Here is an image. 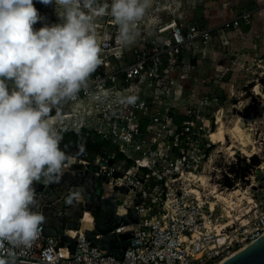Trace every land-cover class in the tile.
Instances as JSON below:
<instances>
[{
  "label": "built area",
  "instance_id": "built-area-1",
  "mask_svg": "<svg viewBox=\"0 0 264 264\" xmlns=\"http://www.w3.org/2000/svg\"><path fill=\"white\" fill-rule=\"evenodd\" d=\"M106 3L102 0L101 7ZM223 4L234 13L216 28L172 18L161 21L150 34L139 20L137 39L123 49L115 41L116 25L107 11L93 13L105 19L95 22L102 63L91 74L89 88L106 90L108 95L103 102H94L82 91L63 105L57 127L62 136L81 130L103 143L100 151L92 155L86 151L75 160L98 165L94 174L108 178L107 190L126 187L127 193L116 191L114 201L124 205L121 214L126 207L133 208L138 222L115 228L133 230L121 258L91 245L81 228L75 230L70 251L67 242L59 246L55 236L46 235L42 224L37 239L27 248H17L15 259L41 264H212L264 235V178L257 180L264 173L261 163L243 179L250 180L246 186L255 201L250 212L231 210L225 216L224 207L210 206L205 194L198 196L190 188L189 175L203 170L210 157V133L203 124L206 109L217 99L197 97L200 84L207 80L193 76V65L184 54L188 51L193 57L202 51L216 32L220 44L234 51L229 65H220L223 74L242 64L244 54L232 48V40L239 39L243 46L260 37L256 31L240 29L241 23H250L252 10L238 7L237 0ZM257 13L264 19L260 10ZM130 93L137 97L134 103L118 102L121 94ZM137 193L140 201L135 204ZM119 195L125 196L120 202Z\"/></svg>",
  "mask_w": 264,
  "mask_h": 264
},
{
  "label": "clouds",
  "instance_id": "clouds-1",
  "mask_svg": "<svg viewBox=\"0 0 264 264\" xmlns=\"http://www.w3.org/2000/svg\"><path fill=\"white\" fill-rule=\"evenodd\" d=\"M54 4L59 21L34 27L42 17L33 0H0V264H15L17 248L29 247L40 235L45 217L34 182H58L73 160L57 127L63 105L82 91L94 102L108 95L89 88L102 63L93 13L107 11L123 49L137 39V22L152 0ZM136 99L134 93L121 94L118 102ZM80 195L72 190L66 200L71 204Z\"/></svg>",
  "mask_w": 264,
  "mask_h": 264
},
{
  "label": "rangeland",
  "instance_id": "rangeland-1",
  "mask_svg": "<svg viewBox=\"0 0 264 264\" xmlns=\"http://www.w3.org/2000/svg\"><path fill=\"white\" fill-rule=\"evenodd\" d=\"M250 2L251 0H242L243 5ZM33 3L42 17L34 27H39L42 23L59 21L54 0L48 4L41 3V0H33ZM233 13V8L226 9L223 0H152L151 6L146 10L140 22L144 25L143 28L146 26L151 34L152 29L161 21L167 19L174 18L176 22L214 26L224 18L232 16ZM104 19L103 15H95V22L97 23ZM202 47L204 49L197 51L193 57L192 53L188 51L185 52L184 57L189 58L193 65L191 70L193 76L195 78H206L207 80L203 85L200 84L197 97L207 96L208 98L214 97L217 99L214 106L206 109V121L203 124L204 131L206 130V133L209 134L210 131L215 129L216 125V131L220 125L224 131V133L215 135V138L218 137L216 140L208 137V142L211 143L209 157L211 159L204 165L205 169L198 171L199 181L202 183V188H199V190L206 195L207 200H212V190L226 193L234 187L248 188L246 183H249L250 180L234 177L229 169L231 165L238 163L240 158L244 157L247 160V156L250 157L254 154L260 158V163L264 164V39L255 51L245 50L241 65L231 66L223 74H221L220 65L228 66L229 57L224 54L225 50L220 44L216 32L212 33L210 41L203 43ZM247 52H251L252 57ZM216 73L217 75H215ZM186 86H188V83ZM216 113L217 124L215 123ZM235 126H239L245 134L246 147L255 152L247 155L241 150L239 136L233 130ZM91 137L88 133L81 134L82 141L86 142L88 146H90ZM230 143L235 144L234 154H230L229 150L226 149V146ZM104 147L108 148L109 146L105 144ZM227 173L231 175H227ZM208 176L209 182L207 180ZM224 176H230L232 183L236 181L237 184L233 183V186L226 188ZM190 187L193 186L190 185ZM248 190L251 195L250 188ZM118 197L117 201L120 202L125 196L119 195ZM216 206L217 208H223L225 203L220 204V202H217ZM233 210L239 209L235 208Z\"/></svg>",
  "mask_w": 264,
  "mask_h": 264
},
{
  "label": "water",
  "instance_id": "water-1",
  "mask_svg": "<svg viewBox=\"0 0 264 264\" xmlns=\"http://www.w3.org/2000/svg\"><path fill=\"white\" fill-rule=\"evenodd\" d=\"M61 146L76 159H81L83 154L80 148L71 149L64 144ZM98 168V165L92 162L83 165L73 160L58 182H34L39 200L38 210L45 217L43 222L45 234L55 236L59 246L67 242L70 251L73 250L76 241L75 230L80 228L81 216L88 212L92 216V226L83 230L85 237L90 240L91 245L121 258L133 230L117 232L115 228L133 225L138 222V217L135 210L130 207H126L125 214L117 211V203L114 201L116 191L127 193L128 190L126 187H113V191L107 190L105 183L108 182V178L102 173L94 174ZM263 178L264 173L260 174L257 180ZM72 190L80 191L81 195L69 204L66 197ZM138 201L140 196L137 193L134 203ZM15 264L41 263L15 259ZM224 264H264V235L244 246Z\"/></svg>",
  "mask_w": 264,
  "mask_h": 264
},
{
  "label": "bare ground",
  "instance_id": "bare-ground-1",
  "mask_svg": "<svg viewBox=\"0 0 264 264\" xmlns=\"http://www.w3.org/2000/svg\"><path fill=\"white\" fill-rule=\"evenodd\" d=\"M217 113H216V120H215L216 124L218 123ZM220 116H221V114H220ZM221 119H222V116H221ZM216 128H217V125H216L214 130L210 131V134H209L210 138L213 139V140H216L215 135L217 133H219V134L224 133V131L221 128V125L218 127L217 131H216ZM233 130H235L236 134L239 136L240 146H242L241 150L244 153H246L247 155H250L251 152H255L254 150H249L246 147L245 134L243 133L242 129L239 126H235V128ZM234 147H235V144L234 143H230V144H228L226 146V149L229 150L230 154H234V152H235ZM72 157H73V160H75V157L73 155H72ZM209 159H211V158H209ZM209 159H208V161H209ZM206 163H207V161H206ZM260 167L262 169H264V164H261ZM199 177L200 176H199L198 172L197 173H191L189 175V181H190V185L193 186L192 188L190 187L191 190L194 193L198 194V196H201V192L199 193V191H200L199 188H202V183L199 181ZM207 180L209 182V176H208ZM252 184H254V183H252ZM211 197L214 200L213 199L209 200L210 201V206L215 205V203H217V202H220V204L222 202L225 203V207H224L225 208V213H226L225 216H228V217L230 215L231 210H233L235 208H238L239 211L244 210V211L250 212L252 210V208L254 207L253 203L255 202L253 197L250 195V191L248 190V188L242 189V188H239V187H234V188L229 189L228 192H226V193L223 192V191H219V190H212ZM244 203H246V204L243 205ZM116 208H117V211L119 213H122L125 210L124 205H122L121 203L117 204ZM80 222H81L80 228L82 230L85 229V228L86 229L91 228V226H92V216H90V214L88 212H85L81 216ZM224 222H225V220L223 222H221V226H224V224H225ZM242 248L237 249L236 251L231 252V253L223 256L222 258H220L219 260L215 261L212 264H224L229 258H231L234 254H236ZM64 252L65 251L62 249L61 253H64Z\"/></svg>",
  "mask_w": 264,
  "mask_h": 264
},
{
  "label": "crops",
  "instance_id": "crops-1",
  "mask_svg": "<svg viewBox=\"0 0 264 264\" xmlns=\"http://www.w3.org/2000/svg\"><path fill=\"white\" fill-rule=\"evenodd\" d=\"M224 1V0H223ZM230 1V0H227ZM244 10H252L250 23L248 24H240V29L242 32L246 33H252L253 31H256L260 34V37L257 39H252L245 45H241L242 42L239 39L232 40V48L234 50H237L238 52H242L245 55V50L248 51H255L257 47H259L260 42L264 39V19L262 16L258 15V10L264 14V0H251L248 6L242 8ZM231 17V16H230ZM220 22L215 24L214 26H210L211 28H216L219 26ZM223 46V45H222ZM242 46V48H239ZM224 48V54L227 55V57H231L234 54V51L230 50L229 46H223ZM248 53V52H247ZM255 53V52H254ZM253 53V54H254ZM249 56L252 57V53H248ZM68 134V133H67ZM72 135H68L67 138H70ZM76 138V137H75ZM80 140L77 142L79 144ZM97 142V141H96ZM99 142V141H98ZM61 144H65L61 141ZM68 146V145H67ZM102 147V146H101ZM87 153L89 155H92L94 151L91 148L87 149Z\"/></svg>",
  "mask_w": 264,
  "mask_h": 264
},
{
  "label": "trees",
  "instance_id": "trees-1",
  "mask_svg": "<svg viewBox=\"0 0 264 264\" xmlns=\"http://www.w3.org/2000/svg\"><path fill=\"white\" fill-rule=\"evenodd\" d=\"M238 6L240 8H244L248 6L249 4L243 5L242 0H237ZM70 133H76V134H64L62 136V139L65 142H67V136L68 135H74L76 139H81V134L86 133L85 131H76V132H70ZM218 139V137L216 136ZM103 145L102 142H95L93 143L92 147H90L94 152H98L101 149V146ZM260 163V158L257 155L252 154L249 157V160L247 161L246 158L242 157L239 159L238 163H235V165H231L229 167L230 171H232L234 177L244 179V176L250 171V168H253L255 165H258ZM224 184L227 187L232 186V181L229 176H224Z\"/></svg>",
  "mask_w": 264,
  "mask_h": 264
},
{
  "label": "flooded vegetation",
  "instance_id": "flooded-vegetation-1",
  "mask_svg": "<svg viewBox=\"0 0 264 264\" xmlns=\"http://www.w3.org/2000/svg\"><path fill=\"white\" fill-rule=\"evenodd\" d=\"M80 140L79 144L77 143ZM62 142L63 139L61 140ZM93 143H95L93 140L90 142V146L86 145V142H83L82 139H76L74 135H72L70 138H67V142H65L64 145L70 146L71 149L80 148L81 154L86 152L88 148L92 147Z\"/></svg>",
  "mask_w": 264,
  "mask_h": 264
}]
</instances>
